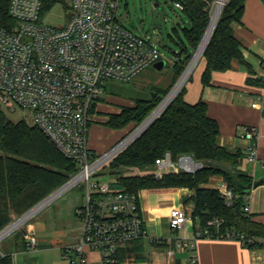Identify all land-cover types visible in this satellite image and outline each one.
<instances>
[{"label":"built area","instance_id":"1","mask_svg":"<svg viewBox=\"0 0 264 264\" xmlns=\"http://www.w3.org/2000/svg\"><path fill=\"white\" fill-rule=\"evenodd\" d=\"M173 4L182 8L177 0ZM43 5L44 0L8 1L14 25L0 27V107L28 109L30 124L76 163L78 172L65 189L81 180L86 184L83 200L75 208L80 236L62 257L68 264H86V250L94 249L99 251L102 264H115L118 249L147 237V232L138 193L114 190V179L95 178L98 167L108 163L116 148L100 156L92 154L87 144L89 110L102 95L105 81H129L158 62L161 53L150 37L135 34L119 22L118 0H70L68 18L58 26L39 20ZM250 106L264 114V88L251 99ZM256 136L254 127L246 129V139ZM244 154L248 161H256L255 140L245 147ZM177 161L172 162L166 153L157 160L155 176L166 169L191 172L194 168L187 160L181 164ZM189 163L192 168L187 167ZM218 190L224 202L231 204V189L221 184ZM189 219L191 215L184 207L170 208L171 228L181 227ZM220 222L208 221L194 237L233 238L243 246L253 241L233 231H209L208 226ZM185 244L183 239H176L177 246ZM34 247L35 238L30 237L26 248ZM257 247L264 249V243ZM190 260L194 263L197 258Z\"/></svg>","mask_w":264,"mask_h":264},{"label":"trees","instance_id":"2","mask_svg":"<svg viewBox=\"0 0 264 264\" xmlns=\"http://www.w3.org/2000/svg\"><path fill=\"white\" fill-rule=\"evenodd\" d=\"M8 1L0 0V27L14 25L8 14ZM177 1L182 4L179 10L188 24L173 26L167 35L177 48L176 51L171 49L175 56L171 64V82L164 88L152 86L148 98L134 99L133 105L109 114L104 126L122 128L130 122L136 125L142 122L169 91L192 56L207 26L212 0ZM242 1L227 0L222 7L200 56L205 59L201 74L203 85L210 84L212 72L229 69L233 59L243 62L241 44L233 33V24L242 14ZM52 2L54 0H44L43 7ZM184 84L152 123L108 161L109 174L115 175L111 186L114 190L130 193L146 188L192 189L193 194L187 202L191 204V218L198 224L196 230L206 227L208 221L220 219L218 226H208L210 232L216 229L241 233L253 240L247 247L260 246L264 243V224L253 220L245 210V196L254 182L240 168L244 152L230 151L218 144L217 122L207 115L203 100L194 103L184 100ZM166 153L172 162L181 156H191L201 167L193 172L166 169L158 177L155 172L121 173L156 167L157 160ZM75 171L76 163L64 156L40 129L24 120H8L0 107V230L14 216L21 215L67 181ZM211 176H219L231 189L234 195L231 204L224 202L217 188L205 186ZM0 264H12V255L0 251Z\"/></svg>","mask_w":264,"mask_h":264},{"label":"crops","instance_id":"3","mask_svg":"<svg viewBox=\"0 0 264 264\" xmlns=\"http://www.w3.org/2000/svg\"><path fill=\"white\" fill-rule=\"evenodd\" d=\"M242 3V14L240 20L233 24V33L241 44L243 62L233 59L229 69L212 72L210 84L203 85L201 74L205 59L199 57L185 81L183 98L189 103L199 99L206 103L207 115L219 127V145L230 151L244 152L245 147L255 140L256 161H248L244 154L240 168L252 177L253 182L262 180L245 196V210L253 220L264 224V114L250 106L251 99L264 88V3L261 0H243ZM250 127L257 131L252 140L244 137ZM117 135L110 149L117 143ZM87 144L94 156L107 149L97 153L88 134ZM221 184L219 176H211L205 186L218 189ZM192 194L193 190L186 187L139 190L147 237L119 248L115 264H264V249L260 247L243 246L233 238H195L198 224L192 218L181 227L171 228L170 208L180 205L191 215V204L187 199ZM82 200L73 206V216L61 221L55 215L50 217L42 211L35 212L30 220L26 219V223L24 221L0 239V250L12 255V264H68L62 255L80 236V221L75 208ZM30 237L35 238L34 248H26ZM178 238L186 244L177 246ZM193 256L197 258L194 263L190 260ZM86 257V264H102L97 250H86Z\"/></svg>","mask_w":264,"mask_h":264},{"label":"rangeland","instance_id":"4","mask_svg":"<svg viewBox=\"0 0 264 264\" xmlns=\"http://www.w3.org/2000/svg\"><path fill=\"white\" fill-rule=\"evenodd\" d=\"M214 2L215 0L209 2V17L212 13L213 6L215 4ZM226 2L227 0H225L224 4ZM69 9L70 0H54V2L50 4V6H44L42 8L39 20L48 25L58 26L60 24H63L68 18ZM117 19L124 27L131 30L133 33L150 37L158 45V49L161 53V60L164 61V65L162 68H158L156 66L157 64L153 63L152 65L147 66L142 71L137 73L129 81L108 80L103 83V93L92 103L89 110L88 120V126H90L88 130V139L89 141L91 140L94 144L95 151L99 153L101 149L103 151L107 148L100 155L109 150V147L115 143L114 141H116L117 139L116 137V139L114 140L115 135L118 134L117 136H119L116 143L118 144L130 132H132L137 125L141 123L140 122L136 125L135 123L130 122L122 128H109L107 126H104V121L108 119L109 114L119 112L120 108L123 106L133 105L134 99L148 98L152 86L156 85L164 88L169 85L172 76L171 64L175 60V56L171 52V49L176 51L177 48L173 46L167 35L171 33V28L173 26H183L188 24L187 19L184 17L181 11L174 6L173 0H118ZM189 61L187 62V64L189 63ZM187 64L185 65V67L187 66ZM185 67L183 68L182 72L184 71ZM189 75L190 73L188 74L186 79L189 77ZM179 76L175 79L173 84L176 82ZM185 81L183 82V84L185 83ZM173 84L171 85V87L173 86ZM182 85L180 86V88L182 87ZM171 87H169V90L171 89ZM168 93L169 91L166 94ZM166 94L164 96H166ZM1 109L3 110L8 120L12 122L24 120L25 122L30 124V111L28 109H22L19 107L10 109L6 106H2ZM99 128L100 130H97ZM156 169L157 167H148L147 169H143L140 171L134 169L130 171H122L121 173L136 174L144 172H155ZM77 172L78 168L77 171L72 172L69 175L68 180L71 179ZM109 172L110 168L107 164H105L103 167L100 166L96 170L95 178L98 181L105 179H114L115 175L109 174ZM85 189L86 184L84 180H81L51 198L37 211H42V214H46L50 217H53L55 215V217L60 219H58L59 221L64 220V218H67L69 216H73V206L82 200ZM16 217L18 216H14L13 219H15ZM31 217H29L27 221L30 220ZM24 223H26V221Z\"/></svg>","mask_w":264,"mask_h":264},{"label":"water","instance_id":"5","mask_svg":"<svg viewBox=\"0 0 264 264\" xmlns=\"http://www.w3.org/2000/svg\"><path fill=\"white\" fill-rule=\"evenodd\" d=\"M218 20V19H217ZM209 21H210V17H209V20H208V23H207V26H206V28H205V31H204V33H203V35H202V37H201V39H200V41H199V44H198V46H197V48L195 49V51L193 52V54H192V56H191V59H190V61H189V63L191 62V60L193 59V57H194V55H195V53H196V51L198 50V48H199V46H200V44H201V42H202V40H203V38H204V35H205V32H206V29H207V27H208V24H209ZM217 22V21H216ZM216 22H215V24H216ZM215 24H214V26H215ZM214 26H213V28H212V30H211V33H212V31H213V29H214ZM211 33H210V35H211ZM210 35H209V37H210ZM209 37H208V39H207V41L205 42V44L203 45V47H202V49H201V51H200V53H199V56H198V58H197V60L199 59V57L201 56V54H202V52H203V50H204V48H205V46H206V44H207V42H208V40H209ZM196 60V61H197ZM188 63V64H189ZM156 66L158 67V68H162L163 67V65H164V61L163 60H159L158 62H156ZM187 64V65H188ZM187 67V66H186ZM186 67H185V69H186ZM184 69V70H185ZM184 72V71H183ZM182 72V73H183ZM182 73H181V75H182ZM190 73V72H189ZM180 75V76H181ZM179 76V77H180ZM178 80V79H177ZM176 80V81H177ZM185 81V80H184ZM183 81V82H184ZM183 82H182V84H183ZM175 84V83H174ZM173 84V85H174ZM181 84V85H182ZM172 88V87H171ZM180 89V88H179ZM176 94V93H175ZM174 94V95H175ZM174 95L171 97V99L168 101V103L172 100V98L174 97ZM165 97V96H164ZM163 97V98H164ZM163 98H162V100H163ZM161 100V101H162ZM160 101V102H161ZM159 102V103H160ZM168 103L160 110V112L153 118V119H151L150 120V122L145 126V127H143L141 130H139L130 140H128V141H126V139L130 136V134L131 133H133L135 130H137L139 127H140V125H142L147 119H148V117L151 115V113L155 110V109H153V111L139 124V125H137L136 127H135V129L132 131V132H130L123 140H121L118 144H116L113 148L115 149V151H114V153H117V152H119L122 148H124L128 143H130L134 138H136L143 130H145L148 126H149V124H151L152 123V121L161 113V111L168 105ZM159 105V104H158ZM157 105V106H158ZM156 106V107H157ZM155 107V108H156ZM126 141V142H125ZM121 144V145H120ZM120 145V146H119ZM118 147V148H117ZM182 160H187V161H189V162H191V163H193L194 164V168H193V170H191V172H193V171H195V170H197V169H199L200 167H201V163L200 162H198V161H194L193 159H192V157L191 156H188V155H185V156H181L180 158H179V164H181V161ZM68 182V181H67ZM67 182H65V183H63L60 187H58L56 190H54L53 192H51L49 195H47L46 197H44L42 200H40L39 202H37L35 205H33L31 208H29L27 211H25L24 213H22L21 215H19L18 217H16L15 219H13L9 224H7L5 227H3L1 230H0V239L2 238V237H4L8 232H10L12 229H14L16 226L17 227H19L20 226V224L21 223H23L26 219H28L31 215H33L37 210H39L40 209V207H42L45 203H47L51 198H53L54 196H56L57 194H59L60 192H62L64 189H65V187H66V184H67ZM261 182H262V180L260 179V180H257V181H255L254 183H253V186H257V185H259V184H261ZM15 222H17V224H16V226H13V224L15 223Z\"/></svg>","mask_w":264,"mask_h":264},{"label":"bare ground","instance_id":"6","mask_svg":"<svg viewBox=\"0 0 264 264\" xmlns=\"http://www.w3.org/2000/svg\"><path fill=\"white\" fill-rule=\"evenodd\" d=\"M225 0H215V4L213 6V10H212V13L210 15V21H209V24H208V27L206 29V32H205V35H204V38L198 48V50L196 51L195 53V57L193 58V60H191L192 62H190L186 69L184 70V72L182 73V75L178 78V80L175 82V84L172 86V88L169 90V93L166 94V96L163 98V100L159 103V105L155 108V110L151 113V115L148 117V119L142 124L140 125V127L135 130L133 133L130 134V136L126 139V141L130 140L139 130H141L143 127H145L151 119H153L159 112L160 110L168 103V101L171 99V97L177 93V91L179 90L182 82L186 79V77L188 76L191 68H192V65L194 64V61L198 58L199 56V53L203 47V45L205 44V42L207 41L210 33H211V30L215 24V22L217 21L219 15H220V11L222 10L221 8L223 7V4H224ZM125 141V142H126ZM121 145V144H120ZM119 145V146H120ZM118 148V147H117ZM114 151V150H113ZM188 168H192L193 166L189 163ZM16 223V222H15ZM14 223V224H15ZM16 226V225H15Z\"/></svg>","mask_w":264,"mask_h":264}]
</instances>
